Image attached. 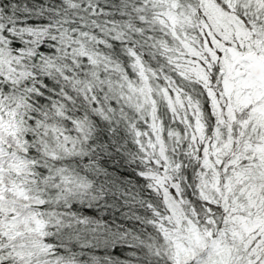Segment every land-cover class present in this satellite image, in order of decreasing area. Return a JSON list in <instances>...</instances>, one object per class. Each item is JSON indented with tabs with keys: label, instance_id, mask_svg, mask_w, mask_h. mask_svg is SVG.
<instances>
[{
	"label": "snow or ice",
	"instance_id": "6c2138e0",
	"mask_svg": "<svg viewBox=\"0 0 264 264\" xmlns=\"http://www.w3.org/2000/svg\"><path fill=\"white\" fill-rule=\"evenodd\" d=\"M0 264H264V0H0Z\"/></svg>",
	"mask_w": 264,
	"mask_h": 264
}]
</instances>
